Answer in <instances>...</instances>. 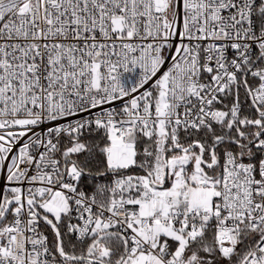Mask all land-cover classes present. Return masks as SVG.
<instances>
[{
  "label": "snow or ice",
  "instance_id": "6c2138e0",
  "mask_svg": "<svg viewBox=\"0 0 264 264\" xmlns=\"http://www.w3.org/2000/svg\"><path fill=\"white\" fill-rule=\"evenodd\" d=\"M0 264H264V0H0Z\"/></svg>",
  "mask_w": 264,
  "mask_h": 264
}]
</instances>
